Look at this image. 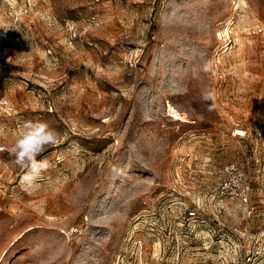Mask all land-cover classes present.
<instances>
[{
	"label": "rangeland",
	"instance_id": "374dc122",
	"mask_svg": "<svg viewBox=\"0 0 264 264\" xmlns=\"http://www.w3.org/2000/svg\"><path fill=\"white\" fill-rule=\"evenodd\" d=\"M26 121L59 134L35 189L11 152ZM252 247L264 264V0H0V264Z\"/></svg>",
	"mask_w": 264,
	"mask_h": 264
},
{
	"label": "clouds",
	"instance_id": "9594fccd",
	"mask_svg": "<svg viewBox=\"0 0 264 264\" xmlns=\"http://www.w3.org/2000/svg\"><path fill=\"white\" fill-rule=\"evenodd\" d=\"M202 99L209 101L214 99V95L208 91L202 94ZM58 135L45 121H26L20 126L11 152L15 156V163L26 169L25 174L20 178V183L25 188L39 187L38 181L50 164L47 159L38 160L37 157L47 146L57 142Z\"/></svg>",
	"mask_w": 264,
	"mask_h": 264
},
{
	"label": "built area",
	"instance_id": "2783aa9c",
	"mask_svg": "<svg viewBox=\"0 0 264 264\" xmlns=\"http://www.w3.org/2000/svg\"><path fill=\"white\" fill-rule=\"evenodd\" d=\"M234 170V168H233ZM248 189L240 194V201L243 205L245 211V217L250 218L252 216V208L250 207L249 198L247 196ZM244 232H247L246 227H244ZM256 234H252V237H255ZM261 255V251L257 247H252L249 249L247 256L245 257L243 264H254L256 258Z\"/></svg>",
	"mask_w": 264,
	"mask_h": 264
},
{
	"label": "bare ground",
	"instance_id": "6f19581e",
	"mask_svg": "<svg viewBox=\"0 0 264 264\" xmlns=\"http://www.w3.org/2000/svg\"><path fill=\"white\" fill-rule=\"evenodd\" d=\"M227 28V27H226ZM227 33V32H226ZM227 36V35H226Z\"/></svg>",
	"mask_w": 264,
	"mask_h": 264
}]
</instances>
